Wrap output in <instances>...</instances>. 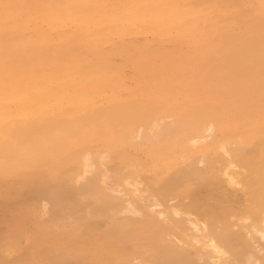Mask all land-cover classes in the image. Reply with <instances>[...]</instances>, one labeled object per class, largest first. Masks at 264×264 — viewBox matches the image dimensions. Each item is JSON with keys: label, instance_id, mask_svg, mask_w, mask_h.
Segmentation results:
<instances>
[{"label": "rangeland", "instance_id": "obj_1", "mask_svg": "<svg viewBox=\"0 0 264 264\" xmlns=\"http://www.w3.org/2000/svg\"><path fill=\"white\" fill-rule=\"evenodd\" d=\"M15 1L18 2V5L20 4L18 9L15 7L16 4L14 5ZM15 1L6 4L3 11H0V14H2L0 25L3 24L1 27H7L8 30H12L14 27L17 28L15 31H13L14 28L8 33H6L7 31L4 33V30L2 33L0 32V42L10 36L11 39H15V41L12 40L11 46L19 43L16 46L14 45L15 47H10L11 49L9 47L5 48V52L13 55L15 51H20L27 55L31 47L30 44L35 42L41 44L43 51L50 50L55 56L60 52L66 53L68 60L62 66L64 70L60 72V76L61 78L67 76L68 81L61 82L59 88L52 85V92L61 94L64 91L71 94L73 89L78 88L79 90H88L87 94L91 98L80 109L71 111L68 115L71 122L61 121L54 125L52 131L45 128L39 131L38 135H41L42 138L40 139L41 142L38 143L48 145L55 140V133L60 132V129L65 126L66 123L64 124V122L73 124L77 129V133H71L72 136L64 141L65 145H62L64 148H60L62 151L58 150L60 154L57 153V157L56 155L53 156L57 160L55 159L54 162L53 157L48 159L47 164L53 161L49 166L46 164L37 167L39 161H28V157L18 156L15 153L18 150L13 146L6 147L3 144L4 140H7L5 137L12 135V133H9L10 128L16 126L15 122L9 123L10 118L20 122L22 114L21 112L15 113L9 108L11 112H8L16 114L9 117L10 115L7 116L5 113H1L0 109V264H120V262L125 261L130 263L132 259L136 262L135 264H143V262L151 264L152 261L150 260H152V257L154 260L155 254L157 256L155 258H158V252H155V247L151 243L153 237L150 234L152 231H150L151 226L149 223L152 221L147 225L148 220L144 221L147 218H144L145 215L142 212H140L142 215L137 217L134 214L131 215V211L128 213L127 209L131 205L138 206L137 202H139L144 206L147 203L146 211L156 207L163 210L165 204L161 203V200H159L161 202H158L163 208L162 206L158 207V202H156L158 206L151 207L149 205L148 210V203L157 201L150 200V198H154V195H151L153 198L149 196V191L152 192L153 189H150V185L157 182L166 183L168 180L171 182L172 179L176 182L170 183L168 181L169 183L167 182L165 187L172 186L168 188V191L170 189L168 198L173 197L174 199L167 203L174 205L179 198H185L187 203L190 202V199H195L198 201L199 208H211L213 210L212 213L206 216H203L202 213L201 216H197L199 221L210 222L216 217L219 220L228 217L241 223L243 220L240 218L249 216L246 213L247 209L255 205L257 196H255L253 192L255 190L251 184L246 183L247 180L243 174L246 170L241 166V161L230 160L231 156L222 151L223 159L211 165L213 170L209 169L204 161H201L196 163L200 171L195 173V176L189 175V177V173H184L186 171L184 169V159H186L183 155L184 152L186 150L194 151L200 153L201 156H205L211 148L209 141L214 138L215 134H212L213 137H203L198 142L193 143L191 147L185 148V145H180L179 138L182 140L184 137L181 138V136L185 133L189 134V132L184 131L183 134H179L181 132L175 130L174 126H177L178 119L183 118V116L187 117H184V119L190 120L194 118L193 112H206L212 109L210 107L202 108V106L191 107V101H196L191 96L197 92L200 84L210 77L208 71L211 68H216L220 72L231 68L233 59L212 56V52L216 51L217 46L225 37L224 31L228 32L230 29V32L238 36H244L251 32H255L257 35L264 34V0H177L178 3L173 0L176 5L171 9H166L163 12L165 14H161L162 16L159 17V19L164 18V20H167V23L161 22L163 19L156 21L159 25L161 23L166 25L162 31L158 29H156L157 31H151L145 28L149 21L147 19L141 20L137 16L135 17L138 19L130 18L127 16L129 12L124 16V11H120L123 16L112 18L110 12H107V10H110L108 8L111 0L94 2L98 9L99 5L102 7L100 10L94 11V15L90 11L89 14L92 15H89L86 20L81 18L83 16L81 13L78 14L79 10L82 12L81 4H79L80 0H75V2L70 0L68 2L74 4V6L76 5L77 9L74 6V8L70 7L71 4L68 5L67 2H63V4H66L63 6L64 8L67 5L71 8L68 7L71 11L67 9L68 13H65L66 8L61 7L64 9V14L69 15V12H73L72 16L70 14V16H67L69 18L66 17L68 20L65 18V21L60 18L61 16L58 18L59 14L54 19H37L32 4L39 2V0L37 2L31 0ZM43 1V3H38L40 5H38V8L34 4L33 6L39 11L44 8V10L46 8L48 10V6L52 2L49 1V4L48 1ZM117 1L119 2V0L114 2ZM85 2H88V0L81 1L82 5H86ZM118 2L115 3L116 6ZM44 3L46 6L43 8ZM200 4L202 6L197 8ZM105 5L108 6L106 10L102 9ZM180 8L199 12L190 14L179 22L176 17ZM104 10L107 14L102 12ZM44 12L46 11L42 10L40 13ZM61 12L60 15H63V11ZM117 12L118 15L121 14L119 11ZM103 13L105 18L102 16ZM74 16H76L75 20H70ZM226 24L229 29L223 27ZM37 46L40 45L37 44ZM1 49L0 47V52L3 53L4 51ZM42 50L41 53L40 50L37 52L39 54L45 53ZM25 57V61L20 64L23 70L30 69L33 66L30 64L28 56ZM70 58L75 60L73 61ZM212 63H216V65H212ZM16 67L20 66L11 62L0 61V99L7 94L14 95V92L17 91L15 77L19 72L16 71ZM42 67L52 70L56 68V64H45ZM250 69H264V67ZM115 70H118V74L121 72V75H123H120L124 78L123 86L106 87L103 93L97 95H93L94 93L92 94L89 91L88 82L91 79L107 73L110 74ZM247 77L252 76L235 75L232 79H229L233 80L230 84H227L229 80L224 83L217 80L218 77H215L212 81L213 89L207 92L208 97H206L211 101L220 99L222 103L224 101V103L231 102L237 98L230 94L229 88L242 83ZM184 78L189 80L190 91L184 92L181 88L185 82ZM168 86H172L173 90H165V87ZM39 87L41 91L44 90L43 87ZM250 89L249 93H252V95H264V85L254 84V87ZM25 92H29V90ZM186 94H188V97H185ZM153 95L157 101L167 99V106L162 110L160 108L154 118L156 120L163 117L161 118L165 126L163 128L162 125L163 130L173 131L172 140L168 142L169 145H173L170 146V150L173 152L171 156L172 163H170L171 160L165 159L167 156L163 151L159 150L157 154L151 151L165 148L167 143L154 145L150 138H145L146 140L139 143L136 142L137 144L134 143L136 135L139 136H137V139H144L142 133L147 126L143 125V128L141 125L139 130L137 128L141 123L138 120L115 118L109 114L112 111H130L131 109L142 111L147 107V100ZM32 96L34 94L30 93L29 97ZM250 99L252 102L255 101L254 97ZM175 103L180 105L181 108L173 106ZM67 110L69 111L67 101L62 100L49 108L48 114L55 119L59 112H66ZM27 117L22 116L24 122L27 121ZM257 118V116H254L253 119ZM116 127L123 131V133L122 131L119 132L121 141L129 139L128 137L124 138V134H126L125 136L129 135L124 133L123 130L127 127L132 128L134 133H136V129L141 133L139 135L138 131L135 135L132 132L131 137L135 135L133 136L135 139L133 140L134 144L126 140V142H121L119 138L120 143L114 144L112 133L104 134L103 130L104 128L113 129ZM202 133H205V129ZM192 138L189 134L186 141L196 140H191ZM140 139L138 140L140 141ZM15 144H17V141ZM34 144H29L28 153H31L32 149L34 153V149L37 148ZM248 145L254 146L252 143ZM256 148L261 147L256 146ZM6 149L7 152H5ZM261 149H264V146ZM85 157L97 158L96 160L91 159V161L93 160L91 163L99 160L101 162L102 160L109 166H102V164L100 166L95 162L103 171L93 173V170L90 171L92 168L89 170L85 162L83 163ZM129 161L138 162L139 170L134 166H129ZM159 162L165 163L163 165L164 169L161 164H158ZM263 163L264 158L259 157L253 161L252 165L257 168ZM41 164L42 162L38 163V165ZM103 165L105 164L103 163ZM187 167L190 169L189 166ZM95 168L97 169V166ZM104 168L106 169L104 170ZM131 168L136 169V171L132 172ZM181 168L183 170L180 171ZM127 169L130 173L123 176ZM122 173L123 175H119ZM170 175L172 177L176 175V177L172 178ZM103 177L106 182L103 181L102 183ZM232 177L235 181L229 183V179ZM241 178L243 181H241ZM177 179L180 180L177 182ZM255 179L256 184L264 186V178L255 177ZM126 181L128 182L126 183ZM172 183H176L177 187ZM126 184L130 186L127 187ZM147 195L150 198H147ZM177 195L178 198H175ZM224 195L228 199L221 201ZM143 197H146L149 201L146 202ZM156 197L158 198V196ZM141 198L145 201L142 202ZM129 199L135 201L133 204L132 201L129 202V206L126 207ZM171 205L168 206L171 207ZM112 206L114 209L109 212ZM158 210L150 213H154L153 216L158 218ZM123 211H125L123 215L126 213L128 215L120 217L122 216L120 213H123ZM138 212L135 215L140 214ZM170 212L166 213L169 214ZM179 212H181L180 216H184L183 209H179ZM186 212L185 214H187ZM168 214L165 215L168 216ZM165 215L162 216L163 220L168 219ZM142 216L143 220H140ZM136 217L137 219L134 221ZM159 218L162 221L160 216ZM165 220L159 222L164 223ZM252 223L260 224L256 212L248 222L251 230H253V227L250 226ZM166 224L168 226H164V228H161L163 225H159L162 230L164 229V232L171 225L167 222ZM261 225L264 230V224ZM145 228H149V230ZM238 229L236 228V230ZM241 232L245 233L246 229L243 228ZM242 237L244 236L242 235ZM249 240L254 245L252 249L258 259L257 264H264V239L261 238V234L257 232L249 234ZM156 250L163 252L160 248ZM162 254L159 253V255ZM230 258H228L229 262L226 264L235 259V257ZM236 260L237 263H241L238 262V259ZM153 262V264H159L161 261L157 262L155 260Z\"/></svg>", "mask_w": 264, "mask_h": 264}, {"label": "bare ground", "instance_id": "obj_2", "mask_svg": "<svg viewBox=\"0 0 264 264\" xmlns=\"http://www.w3.org/2000/svg\"><path fill=\"white\" fill-rule=\"evenodd\" d=\"M12 1H15V0H0V11H3V7L6 4L11 3ZM31 1L37 2L38 0H31ZM46 1H48V2L51 1L52 3L50 4V2H49L50 6H48V10H47V8H46V10H44L45 9L44 7L46 6V4H45L46 2L44 3L45 4L43 6L44 9H42V10L46 11V12H44L45 14L40 13V12H42V10H40V11H39V9L37 10V8L40 6L38 3H43L44 2L43 0H42V2H40V0H39V2L35 3L37 5H35L33 3L34 6H37V8L34 7L32 4V7L36 11L35 17H37V19H40V18L42 20L44 18L54 19L59 14L58 18L61 16L60 18H62L65 21V18L67 16H70V14L72 16L73 12L72 13L69 12L70 13L69 15L64 14L65 8H66L65 13L66 12L68 13V11H66V10L69 7L68 5L71 4V3H68V2H70V0H68V1L67 0H46ZM73 1L75 2V0H71V2H73ZM81 1H83V0H80L79 4H81L80 7L82 9V12H81V10H79V8H78L79 12L78 11L77 12H78V14L81 13L83 15L81 17L83 20L84 19L86 20V18L89 15H92L91 13H93V15H94L96 10H100V8L102 7L101 5H99V9H98L97 5L95 4V3H97L96 1H100V0H88V2H85L86 5L85 4L82 5L83 2L81 3ZM114 1H116V0L110 1L109 8L107 5H105L102 8L105 10H106V8L110 9V10H107V12H110V15L112 18H117V17L123 16V15L125 16V15H127L126 13L129 12V14L127 16L130 18H134V19L139 18L141 20L147 19L149 21V23L145 26V28H147L151 31H153V30L155 31L156 29H158L159 31H162L165 28V26H166L165 24L167 23V20H164V18H161V19H163V20H161V19H159V17L162 16L161 14H165L163 12L166 9H171V8H173V6L176 5V3H178L177 0H176V3L173 2V0H148V1H146V0H123V2H122V0H119L120 4L117 1L118 5L116 6L117 2H114ZM48 2H47V4H48ZM63 2L68 3L67 7H65V8L63 7L64 5H66L65 3L63 4ZM90 3H94V4H90ZM126 4H128V5H126ZM129 4H131V5H129ZM14 5H15L16 9H18L20 6V4L18 5L17 1L14 2ZM17 5H18V7H17ZM84 5H85V7L83 8ZM73 6H74V4L70 5V7H72V8L75 7L77 9L76 5L74 7ZM201 6L202 5L200 4L197 8H199ZM61 7H63L64 9H62ZM94 7H95V9H93ZM114 7H115V9H114ZM117 7H118V9H117ZM70 9H68V10L71 11ZM105 10L102 12L107 14V12ZM35 11H33V13H35ZM61 11H63V15H60L62 13ZM90 11H92V12L89 14ZM116 11H119V13H121L120 11H122V12L124 11L123 12L124 14L122 15V13H121L118 15V12L116 13ZM111 12L114 14V16ZM196 12H199V11L180 8L178 10V14H177L176 19H177V21L180 22V21H182L183 18H185L186 16H188L190 14H197ZM104 13L102 16L105 18ZM64 15H65V17H63ZM74 15H77V14L74 13ZM129 15H131V16H129ZM135 16H137L138 18ZM75 17L76 16L71 17L70 20H75ZM0 18H2V14H0ZM67 18H69V17H67ZM155 18H157V19H155ZM157 20H161V22H165V24L161 23V25H159L158 22H156ZM1 26H3V24L0 25V32L1 33L3 30H4V33L6 31H7L6 33H8L9 31H12L15 28L14 27L12 30L11 29L8 30L7 27L4 28ZM226 26H227V24L223 25V27L227 28L228 26L227 27ZM11 27H13V26H11ZM225 28H223V29H225ZM16 29L17 28H15L13 31H15ZM227 29H229V28H227ZM224 32H225V37L223 38L222 42L217 46L216 51L212 52V54H213L212 56L216 57V58L229 57V58L233 59L231 68H229V70H225V71H221V72L219 70H217L216 68H211L208 71V74L210 75V77L206 78L205 81L202 84H200V86L197 88V92L191 96V97L196 99V101H191V107L197 108V107L202 106V108L210 107L212 109L209 111H206V112H193L194 118L190 119V120L186 119L187 118L186 116H183V118L178 119L179 121L177 123V126H174L175 127L174 129L177 131H180L181 133H179V134H183L184 131H188L189 134L193 137L191 140L196 139L194 141H186V138H188L189 134H186V133H185V135L183 134L184 136L182 135L181 138L182 137H184V138H182V140H180V138H179V143H180V145H185V148L191 147L193 145V143L198 142V140L202 139L203 137L204 138H208L210 136L213 137V135L215 134L214 138H212V140H210L211 142L209 141V144H211V148L207 151V154L205 156H201V155H199L200 153L194 152V151L186 150L184 152L183 155L186 158V159H184V163H185L184 169L186 171L185 172L183 171V172L185 174L189 173L188 176L189 175L195 176V173L200 171V169L198 168V165L196 163L201 162V161H204L207 164V166L209 167V169L213 170L211 165H214L220 159H223V155H222V151H223L228 156H231L230 160H240L241 161V166H243V168L246 170L243 172L244 177L247 180L246 183L247 184L250 183L251 186L255 190L253 192H254L255 196H257L255 199L256 203L254 206H251L250 208L247 209L246 213L249 214V216L240 218L243 220L241 223L234 221L228 217H226L225 219H222V220H219L218 217H216L210 222H206L205 220L199 221L197 219V216H201V213L203 214V216H206V215L212 213L213 210L211 208L210 209L209 208L203 209L201 207L199 208L198 201L195 199L194 200L190 199L189 200L190 202L187 203L185 198H181V199L179 198V199H177L178 201L176 200L174 205L167 203V202L171 201L172 199H174L173 197L168 198L170 196V194H169L170 189L168 191V188H170L172 186H170L168 188L165 187L166 183L168 181L170 182V180H168L167 178L166 179L168 181H166V183L157 182V183L150 185L151 186L150 189L153 188L152 189L153 193L151 191H149V193H150L149 196L154 195L153 196L154 198L151 196L153 198V199H151L148 195L146 197L150 198V200H157V201L152 202L155 205H153L151 202H150V204L148 203V207H147L148 210L150 208L149 205L151 207H156L158 205H159L158 207H161L162 205L159 204V202H161V201H162L161 203H164L165 205L167 203V206H166L167 209H166L165 205H163L164 206L163 210L162 209L160 210L159 208L156 207L157 209L152 208L154 210L151 209L150 211H146L145 207H146L147 203H145V202H144L145 206H144V204L141 205L142 203L139 204V202H137L138 206L133 205L134 207L130 203V205L132 206L131 207V206H129V202L132 201V204H133L135 200H130V199H129V201L127 203L128 205L126 207H128V206L130 207L127 209V212L130 213L129 211H131V215L134 214V216L138 217V216L142 215V213H143L145 215L144 218H147V219H144V221L148 220V222H146L147 225L150 221H152L149 223V225L151 226V228L149 227L150 231L154 232V233H152V232L150 233L154 239V240L152 239L151 243H153V247H155L154 248L155 252L156 253L158 252L157 253L158 258H155V257H157L155 254L154 260H153V257L151 258L152 260H150V261H152L151 264H153L154 263L153 261H155V260H157V262H160V261L163 262L165 260V258H167V259L165 262H163V264L166 262H167L166 264H226L227 262H229L228 261L229 257H231L232 259H233V257H235V259H234L235 261L234 260L231 261L232 264H234V262H235V264H257L258 259L256 258V255L252 249V247H254V245L252 244V241L249 240V234H253L254 232H257V233L261 234V238L264 239V230L261 228V226H262L261 224H264V186H261V185H258L255 183V180H256L255 177L264 178V163L261 164L257 168H254L252 165L253 161L258 159L259 157L264 158V149H261L264 146V95H260V94L252 95V93H249V91H251V89H250L251 87H254V84L264 85V77H263L264 69H253V70L250 69V68L260 67V66L264 67V34L257 35L255 32H251V33H248L244 36H238L237 34L235 35L232 32H230V29L228 30V32L227 31H224ZM12 40L15 41V39H11L10 36L1 40V42H0L1 46L0 47L2 48L1 50L4 52L3 53L0 52V61L11 62V63L17 64L20 66V67H16V71L19 73L15 77V82H16L18 89L16 92L13 91L15 93L14 95L7 94L3 98L1 96L2 99H0V104H1L0 109H1V113H5L7 116L10 115L9 117H13V115H16L13 113L11 114L10 113L11 111H15V113L21 112L22 116H28L27 117L28 124H27V121L24 122L22 116L20 117L21 118L20 122H18V120L10 118L9 123L15 122L16 126H12L10 128L9 133H12V135H7L5 137V139H7V140H4L3 144H5L6 147L13 146L15 149L18 150V152H15V153L18 156L24 155V157H28V161H35V162L39 161L38 163L42 162L41 165H38V163H37V167H38V166L46 165L49 162L48 159L53 157L57 153L60 154V152H58V150L62 151V150H60V148H64L63 147L65 145L64 141L66 139L68 140L72 136L73 133H77V129L73 124L71 125V124H67V122H64V124L66 123L65 126H63L60 129V132L55 133L56 134L55 140L52 141V144L50 143L48 145H45L44 143H38V142H41L40 139L42 138L41 135H38L39 131L42 128H45L47 130L52 131L54 129V125H56L57 123H60L61 121H68V122L70 121L71 122V119L68 117V115L71 113V111H75V110L80 109L82 106H84L86 104V102L88 101V99L91 98V96H89V94H87L88 90H79L78 88L73 89V92L71 94H68V92H64V91L61 92V94L52 92L53 86L55 88H59V86H61V84H60L61 82L63 83L66 80L68 81L67 76L64 78H61V76H60V72L62 70H64V67H62V66L64 65L65 61L68 60L66 53L60 52V53H57L58 55L56 54V56H55L52 52H50V50L43 51L41 49L42 48L41 44L34 42V43L30 44L31 47L28 50L27 55L23 52H20V51L19 52L15 51L13 55L12 54L9 55L10 53L5 52V48H7V47L12 48V47H15L16 45L19 44V43H16V44H14L15 46L14 45L11 46ZM16 40L18 41V39H16ZM32 44H35V45L32 46ZM37 44H39L40 46H37ZM41 50L45 53L39 54V52L41 53ZM37 51H39V52H37ZM25 56H28V60L30 61V64L33 66L30 69L27 68V69L23 70L20 64H22L25 61V58H26ZM70 59L73 61L75 60L73 58H70ZM52 63L56 64L55 69L51 70L49 68H43L42 67V65L52 64ZM212 65H216V63H212ZM117 71L118 70H115V71L111 72L110 74L107 73V74H104L102 76H96L95 78L91 79L88 82L89 91L92 94L94 93L93 95H97V94L103 93L104 88H106V87H111V88L113 87L114 88V87L123 86L122 84L124 83L123 82L124 78L121 77L123 75H121V72H120V74H118ZM235 75H251L252 76V77H247L246 79H244V81L242 83H240V84H238L232 88H229L230 94L235 96V98H237V99H235L231 102H226V103H224L225 102L224 101L222 103V100H220V99H215V100L211 101V99L209 100L207 98L208 97L207 92H209L213 89L212 81L215 77H218L219 79H217V80H221L225 83L226 80L232 79L233 76H235ZM23 76H25L26 78H24ZM182 77H184V76H182ZM62 79H63V81H62ZM184 79H185V82L181 88L184 92L190 91V88L188 85L189 80L186 78H184ZM232 81L233 80H229L227 82V84H230V82H232ZM246 82H248V83H246ZM39 86L43 87L44 90L41 91L40 90L41 88ZM191 88H194V87H191ZM27 90H29V92H25ZM62 90H64V89L62 88ZM165 90L172 91L173 87L172 86L165 87ZM203 92H205V94H203ZM30 93H33L34 96L29 97ZM185 97H188V94H186ZM251 97H254V100H255L254 102H252V100L250 99ZM206 98H207V100H206ZM62 100L67 101V103L69 105V111L68 110L66 112L61 111L56 115L55 119H53V117L48 114V110H49V108L55 106L57 102H61ZM166 101H167V99H164L162 101H157L155 96L153 95L150 97L149 100H147V103H146L147 107L142 111H136V110L131 109L130 111H112L111 113H109L110 115H112L115 118L138 120L141 124L138 126L137 129H139V127L141 125L147 126V128L146 127L144 128V126H143L144 130L141 129V130H143L142 138L144 137V139L141 140L140 138H138V139H140V141L137 139L138 135H136V133L140 129L139 130L136 129V133H134L133 132L134 130L130 127L123 129L124 133L129 134L127 136H125L126 134H124V138L128 137L130 140L129 139H123V141L120 140L121 138H119V137L121 135L119 132H121L122 130L119 127H116L113 129L104 128L103 133L104 134H110V132H111L113 135V140L115 141L114 144L119 142L118 138L121 142L131 141L132 143H133V140H135L134 138H136V140H138V141L135 140V142H134L135 144H137L141 141H144L147 138H150L154 145L167 143L165 148H160V149H155V150L153 149L151 151L154 154H157L158 153L157 151H159V150L163 151V153L166 154V156H167V157H165V159L171 160V162L170 161L169 162L172 163L173 160H172L171 156H172L173 152H172V150H170V146H173V145L172 144L169 145L168 142L172 140L171 136L173 135V131L165 130V129L163 130V128L165 127L163 125V120H161V118H163V117H159L156 120L154 118L155 115L158 114L160 108L162 110V108L167 106ZM12 103H13L14 107L12 106ZM173 106H175L177 108H181L180 105H176V103ZM9 108L11 111L9 110ZM8 111H10V112H8ZM254 116H257L258 118L254 120L253 119ZM184 117H186V118L184 119ZM151 123H153V124H151ZM208 123H210V124H208ZM178 124H179V126H178ZM162 125H163V128H162ZM180 125H181V128H180ZM146 129H148V131L145 132ZM203 129H205L204 134L202 133ZM132 132L136 135V137L133 138V136H135V135H132V137H131V134H133ZM206 132H207V134H206ZM80 133L81 132L79 130V135H80ZM122 133H123V131H122ZM140 133L141 132L139 131L138 134L140 135ZM144 133L146 134L145 136H144ZM9 137H11V138H9ZM16 141H17V144H15ZM32 143H35L34 145H36L37 148L34 149V153H33V149H32L31 153H28L29 152L28 151L29 146ZM249 143L254 144V146L248 145ZM256 146H260L261 148H256ZM5 152H7V149ZM57 156L58 155H56V157ZM54 157L52 159H54L53 161L55 162L57 159ZM91 159H93V158L85 157L83 159V160H85V161H83V163L85 162V164L87 165L89 170H90V168H92L90 171L93 170V173H98V171H101V172L103 171L100 168L101 164H102V166H109L108 164L106 165V163L104 161L102 162V160H101V162H100V160L98 162L95 161L96 163L100 164V166L96 165L95 162L94 163H91V162L94 159L96 160L97 158H94L92 161H91ZM52 162L50 161V164ZM231 162H233V161H231ZM103 163L105 165H103ZM186 163H188V164L186 165ZM50 164H47V166H49ZM129 164H128L129 166H134V167H136V169L139 170L138 162L129 161ZM158 164H161V166H163L165 163L159 162ZM93 165H95V166L93 167ZM96 166H97V169L95 168ZM187 166H189L190 169H188ZM228 166L230 167V164ZM106 168H104V170ZM131 169H132L131 170L132 172L136 171V169L135 170H133V168H131ZM163 169H164V166H163ZM108 170H109V168H108ZM128 170L129 169H127V171ZM179 170L181 171L183 169L181 168ZM126 172L124 173V175H123V173L119 174V175L127 176V174L130 173V171H128L127 173ZM173 176L176 177V175H173ZM174 177H172V178H174ZM172 178H170V179H172ZM178 178H180V177H178ZM102 179H104V177ZM173 180L174 179H172L171 182H176V180H174V181ZM179 180L180 179H177V182ZM229 180H230L229 183H234V181H235L234 177H232ZM103 181L106 182L105 179L102 180V183H103ZM241 181H243L242 178H241ZM127 182L128 181H126V183ZM128 184H130V183H128ZM128 184H126V185H128ZM175 184L176 183H172V185L176 186ZM102 186H101V188H102ZM129 186L130 185H128L127 187H129ZM97 187L100 188L99 186H97ZM103 189H104V187H103ZM170 193L172 194V191ZM156 196H158V198ZM146 197H143V198H145L146 202H148L149 199L147 200ZM175 198H178V195ZM226 199H228V197L224 195V196H222L221 201L226 200ZM141 200H142V198H141ZM159 200H161V201H159ZM143 201H145V200H142V202ZM156 202H158V205H156L157 204ZM168 205H171V207ZM163 206H162V208H163ZM173 206H175V207H173ZM138 207H140V208H138ZM196 207L198 208L197 209L198 211L196 210ZM113 209H114V207L112 206V209L109 210V212L112 211ZM179 209L184 210V216L183 215L180 216L181 212H179ZM156 210H158L157 213L159 214V216L161 218L163 215L168 214L166 212L171 211L168 214V216L165 215L166 218H168L167 219L168 221L165 219L164 220L167 223L171 224V225H169L170 227H168L169 229L167 228L168 230L165 229V232H164V229L162 230L161 228H164V226L165 227L168 226V224H166V222H164L165 225H164V223H160V222L164 221L163 218L161 219L162 221H160L159 216H158V218H155V216H153L154 213L153 214L150 213L151 211L155 212ZM125 211H126V208H125ZM125 211H123V213H120V214H122V216H120V217H123V216L125 217L126 214L128 215V213L123 215L125 213ZM137 212L138 213L142 212V213L135 215ZM185 212L187 214H185ZM255 212L257 213V215L259 217L260 224L259 223H252L250 226L253 227V230H251V229H249L248 222L252 219V216ZM165 216H164V218H165ZM127 217H129V216H127ZM137 217L134 218V221H135V219H137ZM130 219H132V218H130ZM138 220H139V218H138ZM140 220H143V216L141 217ZM159 225H163V226H161V228H160ZM149 228H147V229L145 228V229L149 230ZM158 228H160V229L158 230ZM236 228H239V229L236 230ZM243 228L246 229L245 233L241 232V230H243ZM237 231H239V232H237ZM234 233H237V234L234 235ZM242 235L244 237H242ZM173 236H175L176 239H175V237L171 238ZM167 238H169V239L166 240ZM172 239L174 240V243H173ZM154 241H156V242H154ZM159 248H160V250H163V252L156 250ZM159 253H161V254L164 253V254H162L163 255L162 256V255H159ZM153 254H154V252H153ZM164 256H165V258H164ZM159 259H160V261H159ZM161 259H163V260H161ZM236 259H238L239 260L238 262H241V263H237ZM132 260H131L132 264L133 263L135 264L136 262H134ZM145 261H146V258H145ZM127 262L128 261H125L122 263H124V264L125 263L126 264L131 263L130 261H129L130 263H127ZM161 262L159 264H161ZM122 263L120 262V264H122ZM231 263H229V264H231ZM143 264H149V263L143 262Z\"/></svg>", "mask_w": 264, "mask_h": 264}]
</instances>
